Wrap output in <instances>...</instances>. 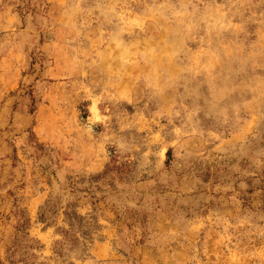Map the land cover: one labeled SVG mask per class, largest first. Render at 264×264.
<instances>
[{
    "label": "rangeland",
    "instance_id": "rangeland-1",
    "mask_svg": "<svg viewBox=\"0 0 264 264\" xmlns=\"http://www.w3.org/2000/svg\"><path fill=\"white\" fill-rule=\"evenodd\" d=\"M0 264H264V0H0Z\"/></svg>",
    "mask_w": 264,
    "mask_h": 264
}]
</instances>
